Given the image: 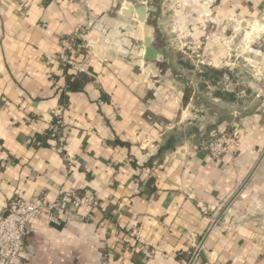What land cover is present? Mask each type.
I'll list each match as a JSON object with an SVG mask.
<instances>
[{
	"label": "crops",
	"instance_id": "crops-1",
	"mask_svg": "<svg viewBox=\"0 0 264 264\" xmlns=\"http://www.w3.org/2000/svg\"><path fill=\"white\" fill-rule=\"evenodd\" d=\"M184 2L199 11L178 0L186 52L157 47L124 0H0V212L60 190L100 202L91 221L31 222L18 264H264V0ZM77 30L90 75L63 61ZM146 37L165 50L155 62ZM198 52L218 81L189 97L176 56ZM232 131L220 160L198 149Z\"/></svg>",
	"mask_w": 264,
	"mask_h": 264
},
{
	"label": "built area",
	"instance_id": "built-area-1",
	"mask_svg": "<svg viewBox=\"0 0 264 264\" xmlns=\"http://www.w3.org/2000/svg\"><path fill=\"white\" fill-rule=\"evenodd\" d=\"M83 30L63 40L65 52L64 63L75 75H90L88 46L84 42ZM58 118V115H57ZM53 138L63 143L61 137L65 127L58 119L51 127ZM239 134L236 131L211 134L202 140L198 149L207 153L212 159L220 160L239 144ZM100 208L99 200L92 194L79 195L75 190H60L54 200L46 196L34 200L15 198L11 200L5 210L0 212V264H18L25 252V237L31 222L46 218L50 224L62 225L64 221L73 217L80 221H91L95 212ZM151 258V253H146ZM106 264H115L109 254L105 257Z\"/></svg>",
	"mask_w": 264,
	"mask_h": 264
},
{
	"label": "rangeland",
	"instance_id": "rangeland-1",
	"mask_svg": "<svg viewBox=\"0 0 264 264\" xmlns=\"http://www.w3.org/2000/svg\"><path fill=\"white\" fill-rule=\"evenodd\" d=\"M125 6L128 4L139 5L141 2L147 3L148 6L153 7L155 12L149 14L146 27L149 29L148 33L151 37L155 38V45L157 47H171L173 49L186 52L188 31L186 28V21L184 15L181 14L180 4L178 0H124ZM184 7H191L195 12H199L194 8L193 2L186 5L184 0H181ZM146 28V29H147ZM245 26H243L244 30ZM135 33V26L127 28L125 33ZM244 32V31H243ZM130 40L131 45V39ZM226 42V41H225ZM236 61L239 64H244V58L249 56L243 54V48L245 49L248 44L244 39V35H238L236 38ZM227 43V42H226ZM133 46V45H132ZM135 47V44L134 46ZM192 47L195 50H199V44L194 43ZM179 54V53H178ZM176 56V55H175ZM240 58H239V57ZM176 57L182 58L181 66L185 68V73H181L184 85L187 87V96H192L195 91H205L210 93L213 90L214 85L218 81V76L213 75L212 67L206 57L202 56L199 52L194 55H177ZM177 64H180L179 61ZM210 66V67H209ZM178 68V67H177ZM191 71V72H188ZM198 97V93H196Z\"/></svg>",
	"mask_w": 264,
	"mask_h": 264
},
{
	"label": "water",
	"instance_id": "water-1",
	"mask_svg": "<svg viewBox=\"0 0 264 264\" xmlns=\"http://www.w3.org/2000/svg\"><path fill=\"white\" fill-rule=\"evenodd\" d=\"M123 14L130 18H134L141 24H146L149 14L155 12L153 7L148 6L147 4H140L137 6H129L122 8ZM144 60L147 62H155L159 57L164 56L165 50L163 48H155L153 39L151 37L144 38ZM250 72H254L256 66L254 64H249L248 66ZM260 78V75L257 76V79Z\"/></svg>",
	"mask_w": 264,
	"mask_h": 264
},
{
	"label": "trees",
	"instance_id": "trees-1",
	"mask_svg": "<svg viewBox=\"0 0 264 264\" xmlns=\"http://www.w3.org/2000/svg\"><path fill=\"white\" fill-rule=\"evenodd\" d=\"M69 80H70V79H69ZM82 80L85 81L86 79H85V78H79V79L76 78V79H74V81L69 82V90H70V91H77L78 86H79L78 83L82 82ZM49 135L51 136L52 133H50ZM209 137H210V135H208V136H204V137H203V136H202V137L200 136V137L198 138V139H199V143H200L202 140H205V139H207V138H209ZM174 141H175L174 138H172L171 140L168 141V143H167L166 146H167V147H171L170 144L173 143ZM166 146H165V148H166Z\"/></svg>",
	"mask_w": 264,
	"mask_h": 264
}]
</instances>
